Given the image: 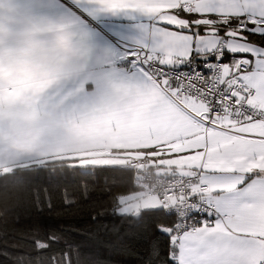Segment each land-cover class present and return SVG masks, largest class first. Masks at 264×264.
I'll use <instances>...</instances> for the list:
<instances>
[{
  "label": "crops",
  "instance_id": "1",
  "mask_svg": "<svg viewBox=\"0 0 264 264\" xmlns=\"http://www.w3.org/2000/svg\"><path fill=\"white\" fill-rule=\"evenodd\" d=\"M211 14L253 18L248 25L264 33V0H0V97L14 98H0V174L74 157L119 165L145 156L154 170L199 168L205 199L219 216L178 237L177 264H264V123L225 125L214 117L216 126L203 129L141 73L109 60L114 42L138 44L171 63L206 58L224 39L225 51L249 59L239 77L264 115V47L194 26L210 23ZM234 59L223 61V77ZM31 104V116L10 117V106L18 113ZM10 121L17 125L6 128ZM171 150L180 159L159 165Z\"/></svg>",
  "mask_w": 264,
  "mask_h": 264
},
{
  "label": "trees",
  "instance_id": "2",
  "mask_svg": "<svg viewBox=\"0 0 264 264\" xmlns=\"http://www.w3.org/2000/svg\"><path fill=\"white\" fill-rule=\"evenodd\" d=\"M206 16L211 22L194 25L199 30L214 28L223 38L231 31L264 47L253 24L237 28L240 17ZM232 56L224 49L222 61ZM138 190L134 169L76 157L1 173L0 264H177L168 232L176 215L162 204L140 209L139 218L118 210L119 198Z\"/></svg>",
  "mask_w": 264,
  "mask_h": 264
},
{
  "label": "built area",
  "instance_id": "3",
  "mask_svg": "<svg viewBox=\"0 0 264 264\" xmlns=\"http://www.w3.org/2000/svg\"><path fill=\"white\" fill-rule=\"evenodd\" d=\"M183 10L191 13V5H184ZM257 20L255 21L258 22ZM252 21L254 19L248 17L237 28L247 29L248 22ZM260 22L263 21L258 23ZM223 51L224 39L209 54L211 59L192 55L168 63L161 55L151 53L146 47L124 46L114 42L110 64L114 67L127 65L131 69H141L178 110L194 122L202 121V128L216 126L214 117L231 123L256 119L264 123L262 111L256 108L255 90L239 77L241 72L249 69V59L243 55L236 56L231 71L223 77ZM185 102L196 105L198 113H193ZM133 159L134 157L127 156L118 166L125 165L134 169L141 196L159 198L162 205L176 215L177 228L168 229L175 240L183 234H195L199 227L210 225L219 216L214 204L205 199V186L201 183L199 168H191L178 174L152 170L146 167L145 162Z\"/></svg>",
  "mask_w": 264,
  "mask_h": 264
},
{
  "label": "rangeland",
  "instance_id": "4",
  "mask_svg": "<svg viewBox=\"0 0 264 264\" xmlns=\"http://www.w3.org/2000/svg\"><path fill=\"white\" fill-rule=\"evenodd\" d=\"M221 42V41H220ZM220 44V43H219ZM137 46H139L138 44H137ZM112 48H111V54H112V51H113V45L111 46ZM111 54H110V57H111ZM110 60V59H109ZM115 67H126V68H128V69H130V70H134V71H137V72H139V73H141L142 72V70L141 69H139V68H137L138 70H140V71H138V70H135V69H131V68H129L127 65H121V66H115ZM142 74V76L146 79V80H148L154 87H156L155 85H154V83L152 82V79L151 80H149L148 79V76L147 75H145L143 72L141 73ZM156 88H158V87H156ZM2 97H0V98H2V99H6L7 100V103L9 102V103H11L12 101H14V98H13V96L11 95V94H4V95H1ZM33 106L34 105H25V107H24V109H26L25 111H22V110H24V109H21V108H19V111H18V113H16L17 112V110H13V109H11V107H14V106H10L9 108H8V111H9V113H10V117L11 118H13L14 117V115L15 116H17V118L19 117V116H23L22 115V113H24V118L25 117H27V116H31L32 115V111H29V110H27V108H33ZM27 119V118H26ZM214 120L215 121H218V119H216V118H214ZM223 122V124H225L226 125V123L224 122V121H222ZM15 125H17V122L16 121H10V123H9V125L6 127V128H9V127H13V126H15ZM199 126V125H198ZM229 126H231V125H229ZM200 127V126H199ZM203 129H205V128H203ZM126 158V157H125ZM124 158V159H125ZM139 157H136V158H134L133 160L135 161H142V162H145V164H146V167L147 168H149V162H151L150 161V159L149 160H147L146 158H145V156H141V159H138ZM175 159H180V154H178L175 150H171L170 151V154H169V156H167L166 158H163V159H161V160H159V159H156V162L159 164V165H161V164H167V163H169L170 161H173V160H175ZM148 162V163H147ZM161 162V163H160ZM139 166H141V163L139 164ZM120 167V166H119ZM122 167H125V165H123ZM159 170H167V169H161V168H163L162 166H159V167H157ZM182 167H178V169H181ZM157 170V169H156ZM201 170V169H200ZM176 173H178V174H180L179 172H176ZM201 180V179H200ZM202 183V182H201ZM203 184V183H202ZM205 186V185H204ZM129 196H127L126 198H122L121 199V201H123V200H125V201H128L127 203H124V205H121L120 206V208L118 207V210L121 212L122 210H123V208H122V206L123 207H126V206H128V205H130V204H133V203H135V204H138V206L140 207V206H143V208H155V207H159V206H161V204H162V202L159 200V198H157V197H151V198H148V197H144V196H140V190H138V192H133V193H131V194H128ZM135 212L136 211H138V208L137 209H135L134 210Z\"/></svg>",
  "mask_w": 264,
  "mask_h": 264
},
{
  "label": "water",
  "instance_id": "5",
  "mask_svg": "<svg viewBox=\"0 0 264 264\" xmlns=\"http://www.w3.org/2000/svg\"><path fill=\"white\" fill-rule=\"evenodd\" d=\"M194 32H197V29H195ZM195 123H196V125H199L200 127L203 126V124H200L199 121H198V122H195ZM212 127H214V125H213ZM132 216H133L134 218H139V216H140V211L138 210V211L134 212V213L132 214Z\"/></svg>",
  "mask_w": 264,
  "mask_h": 264
},
{
  "label": "bare ground",
  "instance_id": "6",
  "mask_svg": "<svg viewBox=\"0 0 264 264\" xmlns=\"http://www.w3.org/2000/svg\"><path fill=\"white\" fill-rule=\"evenodd\" d=\"M199 123H202L203 124V122L201 121V122H199Z\"/></svg>",
  "mask_w": 264,
  "mask_h": 264
},
{
  "label": "clouds",
  "instance_id": "7",
  "mask_svg": "<svg viewBox=\"0 0 264 264\" xmlns=\"http://www.w3.org/2000/svg\"><path fill=\"white\" fill-rule=\"evenodd\" d=\"M118 166V165H117ZM140 196H141V194H140ZM164 207V206H163ZM177 241V240H176Z\"/></svg>",
  "mask_w": 264,
  "mask_h": 264
}]
</instances>
